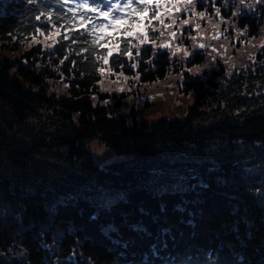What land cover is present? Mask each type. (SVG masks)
Here are the masks:
<instances>
[{"label": "trees", "instance_id": "obj_1", "mask_svg": "<svg viewBox=\"0 0 264 264\" xmlns=\"http://www.w3.org/2000/svg\"><path fill=\"white\" fill-rule=\"evenodd\" d=\"M74 1L0 0V49L19 57V63L0 64V157L18 176L0 167V196L21 208L19 222H0V250L14 248L21 259L0 264H55V254L59 264H264V205L233 154L240 144L264 149V95L250 94L264 88V49L255 53L248 72L234 77L225 97L214 78L184 72L189 77L184 94L193 95L184 113L137 121L133 108L131 114H110L100 103L107 97L99 86L101 67L145 89L181 64L166 50H153L150 39L134 47L142 33L120 35L119 51L115 45L104 64L111 48L104 46L106 38L122 30L98 36L96 17L75 9ZM153 4H138L128 23ZM262 10L258 18H233L248 41L264 25ZM82 15L91 17L87 31ZM44 35L52 36L51 48L43 46ZM200 58L190 64L203 65ZM209 98L216 103L204 125L199 119L207 120ZM123 105V98L115 104ZM38 111L60 122L57 131L36 137L22 130ZM91 140L125 157L100 166L85 147ZM217 144L211 156L207 148ZM42 154L76 167L61 180L41 176L42 183L24 188L26 174L33 168L41 173ZM174 172L187 186L165 187L179 177ZM117 192L122 196L108 205L96 200Z\"/></svg>", "mask_w": 264, "mask_h": 264}, {"label": "rangeland", "instance_id": "obj_2", "mask_svg": "<svg viewBox=\"0 0 264 264\" xmlns=\"http://www.w3.org/2000/svg\"><path fill=\"white\" fill-rule=\"evenodd\" d=\"M84 2L85 0H75L73 7L77 10L85 9L81 7ZM155 2L156 0L152 1L151 3H154V6H149L150 10L147 13H143V27L139 31L134 30L132 37L146 32L150 39L149 43H152L153 50H166L169 53V57L172 58V62H176L177 65L181 64L178 67V71L174 69L170 70L167 78L143 89L137 88L134 81H128V78L122 76V73L111 71L108 66L103 65L101 69L104 71L101 72L100 69L101 80L99 82L100 90L107 94V97L100 100V103L109 109L110 114H131V108H133L134 112H137L136 120H144L147 123L163 116L172 117L184 113L189 99L193 97L190 93L184 94L185 86L189 79L184 72H189L192 77L197 76L202 79L207 77L214 78L216 82L214 84H218V93H221L222 97H225L228 91L232 92L231 88L234 77L248 72L249 66L255 63V53L264 49V25L260 27L258 36H253L248 41L247 39L250 38H246L244 34H238V27H236V22L233 19L235 17L239 18L243 14H254L258 18V15L263 13L264 0H243V3H241V0H197L196 3L193 0L192 4H187L186 0H163L160 1L159 7H157V3ZM111 4H116L123 10H114L108 19L101 16L99 12L90 13V11H86L87 14L96 17L94 26L97 29L95 32L99 34L98 36H102L107 31L114 30L112 26L105 28L104 25H111L115 15L128 18L129 14L138 5L137 0H133L131 8L125 7L126 0H88L89 7L99 6L101 12L107 11ZM196 4H198V7L195 6ZM177 8L180 11H177ZM217 9H219V14H217ZM154 13L161 15L163 24L159 20L152 19ZM200 13L204 14L203 17H201ZM140 19L141 15L136 17L134 21L122 25V27L118 25L117 27L122 31L118 35H109L106 38L104 46H109L113 49L119 43V36L125 37L124 31L129 28V25H134ZM184 20H188L189 23L183 24ZM197 24L200 25L199 28L196 27ZM172 33H175V36ZM214 36L218 38L213 39ZM239 36H242V38L239 39ZM51 37L48 35L41 36L43 46L52 47L53 42ZM47 39L48 41L46 42ZM135 42L139 43V40ZM165 43L169 45L168 48L161 47ZM199 44H205V48L200 49L198 47ZM177 48L181 49V51L176 52ZM213 49H216V51H213ZM184 51L189 52L190 55L185 57ZM200 53H203L200 59L202 61V58H204V64L193 67L194 65L191 64ZM18 58L17 53H8L0 49V64L19 63ZM189 60L191 61L188 63ZM11 66H9L10 72L12 70ZM220 67L222 68L221 72H223L222 76L217 75ZM203 82L204 87H207V81ZM245 82L249 83L251 81L247 80ZM230 86L231 88H229ZM249 87V90L252 91L254 88L257 89L253 85L252 87L249 85ZM121 88L124 91L121 92ZM247 88H244L241 93H244ZM250 94H254V98H259V96L264 95V88L260 91H253ZM120 98H123L124 105L116 108L115 104ZM209 102L211 104L206 105L204 112L206 113L207 120H205L204 116L199 119L200 123L204 125L209 124L208 122L212 120L211 107L216 103V100L209 98ZM35 115V117L30 116L27 119V123L22 129L25 132H29L30 136L35 135L39 137L57 131L60 122H56L50 116V113L38 111ZM15 130L18 131L16 128ZM85 147L91 153L93 161L100 166L125 157L124 154L115 152L97 140L87 142ZM224 147L227 146L224 145ZM238 147L237 150L233 151V154L245 166L246 184L259 199L260 203L264 205V149L261 146L254 148L253 146L241 144ZM218 149L219 144L213 145L207 148V152H210L212 156ZM38 160L42 163L37 164L39 167L41 166L42 171L40 173L36 168H33L32 172L26 174L24 181L22 180L24 188H30L32 183H42L44 180L41 176L48 175L61 180L62 174H66L76 167V165H73L66 159L51 156L40 155ZM0 167L5 169L8 175H12V177L17 176L7 168L3 157H0ZM177 176H179L177 180H167L168 184L165 182V187L182 188L183 186H187L186 183H183L182 175L177 174ZM52 194L56 197L58 196V193L55 191ZM120 196H122L120 192L104 194L96 200L101 205H108ZM20 217L21 208L15 203L7 202L0 196V222L5 224L15 223L20 221ZM14 258L21 259V252L16 251L14 248L7 251L0 250V260L7 262ZM54 258L55 264L61 262V258L56 254Z\"/></svg>", "mask_w": 264, "mask_h": 264}, {"label": "snow or ice", "instance_id": "obj_3", "mask_svg": "<svg viewBox=\"0 0 264 264\" xmlns=\"http://www.w3.org/2000/svg\"><path fill=\"white\" fill-rule=\"evenodd\" d=\"M29 2H34V0H29ZM152 2V0H137V3H144V4H150ZM187 4H192L193 3V0H186ZM156 3H157V7L160 6V0H156ZM241 3H243V0H241ZM132 4H133V0H126V4H125V7L127 8H131L132 7ZM81 7H84L86 8L88 11H91V12H99V14L101 16H103L105 19H108L109 16L114 12V10H120L122 11L123 9L122 8H119L118 5L116 4H111L109 7H108V10L107 11H103L101 12L100 11V7L99 6H94V7H89L88 5V0H85L84 4L81 5ZM177 11H180L179 8L176 9ZM133 11H135V9H133ZM149 11V8L147 6H145L143 9H142V14H141V19L136 21L134 23V25H129V28L126 29L124 31V36L125 37H132L134 35V30L135 31H139L143 25H142V21L144 19V16H143V13H147ZM217 14H219V9H217ZM201 17H203V13H200ZM152 19H155V20H159L161 24H163V19L161 18V15L159 13H154L153 14V17ZM35 20L37 21H40L41 20V17L39 15H37L35 17ZM80 21H81V26L85 28V31H87V27H86V24L89 23L91 21V17H88L87 19H85V16H81L80 17ZM51 21H49L50 23ZM128 23V20L126 17L124 16H119V15H115L112 19V22H111V25H104L105 28L109 27V26H112L114 28L115 31L119 32L120 29L119 27H117L118 25H121V24H127ZM173 23H175V21H173ZM189 21L188 20H184L183 21V24H188ZM46 26V25H45ZM197 28L200 27L199 24L196 25ZM37 32H39L40 30L37 28L36 29ZM43 34V33H41ZM81 35H84V33L82 32ZM161 35H163V33H161ZM173 36H175V33H172ZM218 37H213V39H217ZM33 39L35 40V37H33ZM148 35L147 33L145 32L142 36V38H139V44L138 45H134V47H137L139 48V45H143L145 43L148 42ZM36 43H40V41L36 40L35 41ZM131 41H126V44H130ZM103 46V45H102ZM162 48H168L169 45L167 43L161 45ZM198 47L200 49H204L205 48V44H199ZM116 50L119 51V45L117 44L115 46ZM181 51V49L177 48L176 49V52H179ZM213 51H216V49H213ZM127 55L131 56V51L128 50L126 52ZM200 54H203V53H200ZM113 55V49H109L108 53H107V56H104L103 57V62L104 64H108L109 60L108 58L111 57ZM173 55H175V53H173ZM190 55L189 52L187 51H184V56L185 57H188ZM61 63H63V61H61ZM104 70L101 69V72H103ZM120 91H124L123 88L120 89Z\"/></svg>", "mask_w": 264, "mask_h": 264}]
</instances>
